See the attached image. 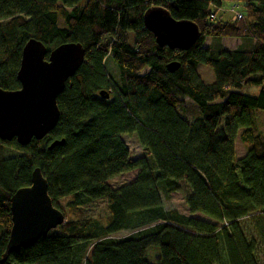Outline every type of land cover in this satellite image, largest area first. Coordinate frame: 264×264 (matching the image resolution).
Wrapping results in <instances>:
<instances>
[{
	"label": "trees",
	"instance_id": "trees-1",
	"mask_svg": "<svg viewBox=\"0 0 264 264\" xmlns=\"http://www.w3.org/2000/svg\"><path fill=\"white\" fill-rule=\"evenodd\" d=\"M227 1L236 0H0L1 88H19L21 50L31 37L48 51L64 42L85 49L57 97L55 127L25 146L0 140V260L11 227L10 196L30 185L35 167L65 216L59 205L65 197L70 211L103 198L109 212L105 223L68 218L0 264H260L264 131L254 127L253 111L264 110V0H238L244 20L217 14ZM151 6L197 23L198 40L186 50L159 47L143 23ZM208 36L239 37L247 46L203 47ZM108 57L118 81L106 72ZM172 60L180 67L169 72ZM200 63L212 69L210 83L198 74ZM245 85L259 87L258 94L243 93ZM239 130L245 151L237 157ZM124 134L136 135L143 155L131 156ZM61 138L63 144L49 148ZM5 145L18 152L5 155ZM131 170H137L131 181L109 182ZM182 183L190 215L163 205ZM122 230L131 233L112 237ZM151 247L160 251L154 263L147 259Z\"/></svg>",
	"mask_w": 264,
	"mask_h": 264
},
{
	"label": "water",
	"instance_id": "water-1",
	"mask_svg": "<svg viewBox=\"0 0 264 264\" xmlns=\"http://www.w3.org/2000/svg\"><path fill=\"white\" fill-rule=\"evenodd\" d=\"M143 23L153 33L159 47L186 50L200 37L197 23L175 19L161 6L147 8ZM84 54L80 42H64L48 51L40 40L33 37L26 40L16 72L19 88L0 87V140L15 139L19 145L25 146L32 139H42L55 127L60 114L57 97L83 63ZM179 67L177 60L166 64L169 72ZM100 95L108 97L103 91ZM63 142L64 138L55 139L49 148ZM9 201L11 227L1 262L9 253L33 244L66 222L65 214L52 203L47 180L39 167L32 170L30 185L17 188Z\"/></svg>",
	"mask_w": 264,
	"mask_h": 264
},
{
	"label": "rangeland",
	"instance_id": "rangeland-1",
	"mask_svg": "<svg viewBox=\"0 0 264 264\" xmlns=\"http://www.w3.org/2000/svg\"><path fill=\"white\" fill-rule=\"evenodd\" d=\"M231 5H235L236 10H242L241 1H238V0L234 2L227 1L223 3L220 9H218L217 14H222L223 18L233 19L232 16L234 15V11L230 9ZM130 39H132V34H130ZM202 46L210 47V48H217L221 46L226 49H234L236 47L244 48L245 46H247V41L239 37H222L220 39L215 40L208 36L204 39ZM105 68H106V72L109 75V77L114 81H118V70H117L115 63L110 57H108L105 61ZM196 70L205 83H210L213 80V71L209 66L200 63L198 64ZM258 90H259V87H257L256 85H245L242 88L243 93L251 95V96L257 95ZM184 99H187V98L185 97ZM181 114L190 120L194 117V114L191 111H184V112H181ZM253 125L259 132L264 131V110L255 109L253 111ZM240 131L241 130L238 131V134L235 138V154L237 157L242 155L245 151V146L239 138ZM122 139L128 146L132 157H139L143 155V150L137 140L136 135L124 134L122 135ZM16 152H18V149H16L12 145H5L3 147V153L5 155L14 154ZM136 173H137V170H131V171H128V172H125V173H122L120 175L113 177L112 179L109 180V182L114 186H118L123 183L131 181L135 177ZM188 191L189 190L186 187V185L182 183L181 189L179 191L173 192L169 198L163 197L162 201H163L164 208L165 209H177L179 212L183 214L190 215L188 207L185 203V198H186ZM68 200H70V197H65L59 200L60 207L66 212V216H65L66 220L68 218L92 217V218L98 219L101 223H105L107 221L109 212H108L107 203L105 199L99 198V199L90 200L86 202L85 204H83L79 209H76L74 211H70L65 207V203ZM191 215L197 216L201 219L208 220V221L215 223V221L212 218L202 213L195 212V213H192ZM241 225L245 228L246 231H249L247 220H242ZM2 229H3V226H2L1 219H0V233H2ZM130 233H131L130 230H122V231H119L113 234L112 237H116V238L124 237ZM87 251H88V247L83 251V255H85ZM148 254H149L147 257L148 261L150 263H154L156 261V258L160 255V251L157 247H151L148 250ZM258 259H259L260 264H264V249L261 246H259L258 248ZM83 260H84V257H83Z\"/></svg>",
	"mask_w": 264,
	"mask_h": 264
},
{
	"label": "built area",
	"instance_id": "built-area-1",
	"mask_svg": "<svg viewBox=\"0 0 264 264\" xmlns=\"http://www.w3.org/2000/svg\"><path fill=\"white\" fill-rule=\"evenodd\" d=\"M230 9H232L234 11V15L232 16V18H233L232 20H244L245 14L241 10H236L235 5H231Z\"/></svg>",
	"mask_w": 264,
	"mask_h": 264
}]
</instances>
